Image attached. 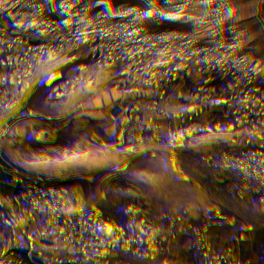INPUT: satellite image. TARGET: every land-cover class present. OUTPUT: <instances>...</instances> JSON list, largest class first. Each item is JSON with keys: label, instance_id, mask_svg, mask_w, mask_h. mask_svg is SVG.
<instances>
[{"label": "clouds", "instance_id": "obj_1", "mask_svg": "<svg viewBox=\"0 0 264 264\" xmlns=\"http://www.w3.org/2000/svg\"><path fill=\"white\" fill-rule=\"evenodd\" d=\"M0 264H264V0H0Z\"/></svg>", "mask_w": 264, "mask_h": 264}]
</instances>
